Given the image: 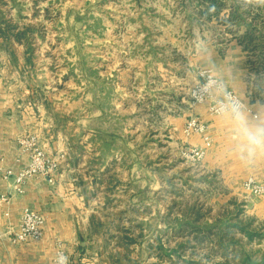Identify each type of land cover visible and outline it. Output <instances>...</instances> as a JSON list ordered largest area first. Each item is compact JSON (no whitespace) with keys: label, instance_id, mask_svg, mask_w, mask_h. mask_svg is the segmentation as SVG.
Here are the masks:
<instances>
[{"label":"rangeland","instance_id":"rangeland-1","mask_svg":"<svg viewBox=\"0 0 264 264\" xmlns=\"http://www.w3.org/2000/svg\"><path fill=\"white\" fill-rule=\"evenodd\" d=\"M200 5L0 0V57L21 54L13 59L20 73L77 156L90 161L82 171L90 195L104 192L90 233L100 264H215L221 254L199 230L222 215L256 232L252 239L235 232L240 242L230 258L264 257V219L247 208L248 193H229L222 174L201 169L202 161L186 163L168 132L190 101L199 54L245 29L195 17L191 9Z\"/></svg>","mask_w":264,"mask_h":264},{"label":"crops","instance_id":"crops-1","mask_svg":"<svg viewBox=\"0 0 264 264\" xmlns=\"http://www.w3.org/2000/svg\"><path fill=\"white\" fill-rule=\"evenodd\" d=\"M20 55L17 52L0 57V163L15 171L29 164V154L21 151L18 142L19 137L29 133L38 135L50 156L63 152L64 157L52 181L42 175L34 176L26 182L23 194H14L10 203L0 206V264H55L58 242L67 249L70 264H100L103 256L90 251L98 241L90 233L98 229L95 219L100 209L103 211L101 204L104 205L105 197L100 193L104 192L97 191L95 199L90 195L92 181L82 172L90 161L77 156L67 136L58 130L57 119L41 105L36 89L20 73L23 66L13 62ZM195 61L198 67L212 69L227 90H234L250 104L264 102V98L255 95L257 75L236 39L208 47ZM209 105L208 100L192 106L188 100L184 110L170 118L168 132L180 153L182 147L202 141L200 134L185 136L183 129L189 117L198 115L207 122L213 143L200 167L209 172L219 171L229 193L239 196L244 194L243 182L247 177L264 182V159L254 166L240 160L232 150L237 137L231 118L227 113L212 114ZM97 189L100 190L99 185ZM7 192H12L11 182L0 179V193ZM245 197L249 199L247 208L264 219V196ZM27 206L44 215V235L40 240L16 242L13 234Z\"/></svg>","mask_w":264,"mask_h":264},{"label":"built area","instance_id":"built-area-1","mask_svg":"<svg viewBox=\"0 0 264 264\" xmlns=\"http://www.w3.org/2000/svg\"><path fill=\"white\" fill-rule=\"evenodd\" d=\"M197 73L198 78L189 91L190 104L195 106L209 100V111L212 114H220V100L223 99V97L217 96L216 93L210 91L206 96L194 100L193 86H199L206 79L215 80L217 84L223 85L221 79L216 76L212 69L209 68L200 67ZM228 91L234 97H238L246 104H250L234 90L228 89ZM183 132L187 137H191L194 134H200L202 141L198 145H186L182 147L180 149L181 158L186 163L190 164L201 162L204 159L207 150L213 143V137L209 132L208 123L203 121L198 115H191L184 126ZM18 142L21 151L29 154L30 162L19 171H15L11 167H4L0 163V179L10 181L12 191L0 193V206L10 203L14 194H23L25 192L26 182L34 176L42 175L48 177L49 180L52 181L54 174L60 169L61 160L64 157L63 152L59 155L50 156L40 144L39 137L35 133H29L19 137ZM243 189L250 195L264 196V182L258 181L254 176H249L244 180ZM44 224L45 217L42 213L29 206L25 207L22 211L21 223L13 234V240L16 242L40 240L44 235ZM58 252H63L68 256L67 249L61 242L57 243L56 255Z\"/></svg>","mask_w":264,"mask_h":264},{"label":"trees","instance_id":"trees-1","mask_svg":"<svg viewBox=\"0 0 264 264\" xmlns=\"http://www.w3.org/2000/svg\"><path fill=\"white\" fill-rule=\"evenodd\" d=\"M199 2L204 3V6L200 5L191 9L197 18L216 19L219 23L226 25L229 31H233V25L237 29L238 26L243 27L245 24L244 31L234 33L233 39H236L246 51L248 63L257 75L255 95L264 98V5L258 4L255 8L249 6L245 8L242 3L239 4L234 0L231 4L228 0H199ZM225 218L226 215L218 218V223L214 227L200 228L201 235L200 238L197 237L200 241L209 240L211 242L209 250L216 249L221 254L222 260L215 264H264V257L254 259L248 254L235 255L230 258L232 253L237 252L240 242L235 232H240L251 239L256 232L250 230L251 222H232L231 218L224 221ZM237 260L239 262L233 263Z\"/></svg>","mask_w":264,"mask_h":264},{"label":"clouds","instance_id":"clouds-1","mask_svg":"<svg viewBox=\"0 0 264 264\" xmlns=\"http://www.w3.org/2000/svg\"><path fill=\"white\" fill-rule=\"evenodd\" d=\"M210 91L223 97L219 112L227 113L231 118L237 137L233 152L240 160L254 166L258 160L264 159V102L246 104L240 98L234 97L222 84L208 79L199 86H193V99L202 98ZM55 264H69L68 256L58 252Z\"/></svg>","mask_w":264,"mask_h":264}]
</instances>
